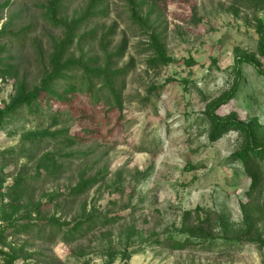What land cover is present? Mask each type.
Masks as SVG:
<instances>
[{
	"label": "rangeland",
	"instance_id": "obj_1",
	"mask_svg": "<svg viewBox=\"0 0 264 264\" xmlns=\"http://www.w3.org/2000/svg\"><path fill=\"white\" fill-rule=\"evenodd\" d=\"M6 1L0 10L3 71L8 74L0 81L1 107L19 88L38 84L66 26L75 21L66 57L99 55L101 35L115 24L111 46L123 37L128 41L120 66L133 60L117 136L105 137L107 128L96 111L88 122L46 101L21 109L0 131L5 189L14 192L15 181L23 182L18 190L40 204L6 238L4 250L18 254L16 264H264V251L253 243L220 238L246 230L241 206L248 202L249 180L236 158L240 136L230 130L210 142L205 117L207 106L232 87L237 54L255 56L264 67L255 33L264 8H253L250 0H100L92 12L105 16L82 20L91 0H63L54 17L50 0H0V5ZM154 2L152 11L162 15L158 31L175 61L150 70L136 48L144 49L147 29L134 15L141 18L139 12ZM93 31L95 36L87 38ZM187 60L195 65L187 67ZM165 81L152 95L149 86ZM233 114L240 122L257 124L264 138V77L248 65L241 67L235 99L217 111L219 117ZM109 118L113 125L115 115ZM66 130L70 136L80 130L92 133L69 147ZM29 135L35 137L31 148ZM47 152L60 154L61 170L50 173L39 167L38 159ZM82 175L96 176V183L73 199L69 191ZM255 200L264 205V183ZM185 212L193 219L197 214L221 216L226 235L217 233L218 239L203 243L178 234ZM89 217L94 224L85 222ZM168 238L190 243L172 250L165 245Z\"/></svg>",
	"mask_w": 264,
	"mask_h": 264
},
{
	"label": "trees",
	"instance_id": "obj_2",
	"mask_svg": "<svg viewBox=\"0 0 264 264\" xmlns=\"http://www.w3.org/2000/svg\"><path fill=\"white\" fill-rule=\"evenodd\" d=\"M63 0H50L51 14H56V8L60 6ZM252 7L264 8V0H250ZM100 0H91L87 11L81 17L82 20L88 16L99 14L105 16V12H92L96 4ZM9 2L0 5V10L8 6ZM155 2L149 6L147 12H139L135 14V18H139L145 28L146 45L144 49L137 46L138 52L146 56L145 66L150 70H157L174 63L165 49L163 43V33L158 31L161 12L152 11ZM102 11V10H100ZM1 21V18H0ZM78 21L66 26V35L64 39L56 46L55 50L48 57V68L44 71L43 77L37 85L31 89L21 87L17 90L13 99L9 100L3 107L0 106V131L8 123V121L18 114L21 109L36 106L37 103L46 101L49 105L55 107V110L68 109L78 116L81 120L93 118L95 111L100 113L101 123L107 129L105 134L107 138L117 136L121 133L122 113H123V91L125 87V77L131 71L132 59L129 63L120 66V62L125 57L128 49V41L123 37L115 46H111L113 36L116 34L115 24L106 28L101 35L97 47L99 55H86L78 58L66 57L65 51L72 41L73 31ZM257 35V54L264 58V21L259 20L255 27ZM96 34L93 31L86 35L92 39ZM4 35V27L0 30L1 36ZM85 37V36H84ZM6 48L0 43V81L8 74L3 70L4 59L3 54ZM234 77L230 90L220 98L210 103L205 111V117L209 124L208 139L210 142L219 140L228 131L236 132L241 140V146L236 154V158L241 162L244 173L249 180V190L247 193L248 202L241 206L243 220L246 230L234 234L232 237L221 236L224 240L231 242H247L253 243L259 250L264 251V205L254 204L257 196H261V190L264 183V138L260 136V127L254 123L240 122L235 115L227 117H219L217 111L229 104L235 99L241 83V67L242 65L250 66L259 76L264 77V67L255 56L237 54L234 57ZM187 67H192L195 63L192 60L184 61ZM167 82L159 85H150L149 91L152 95L161 91ZM107 107V108H106ZM106 108V109H105ZM115 115V122L109 125V115ZM80 135L74 134L70 136L69 130L64 132V141L69 147L75 146L80 141L86 139L87 134L91 131L80 130ZM31 139L29 146L33 144L34 136H27ZM69 155H72L70 153ZM60 154L57 152H47L41 156L37 163L40 168L46 169L50 173L57 172L62 169L63 164L58 162L57 158ZM23 182L15 181L13 184L14 192L8 191L4 187V179L0 172V259L3 264H16L18 254L14 250H4L6 238L10 235L12 228L17 227V223L21 217H27L32 211H37L40 204H32L30 199L26 198L24 191L18 190ZM96 183V176L86 178L85 175L78 180L77 184L70 189L69 197L77 199L85 195ZM4 191V192H3ZM255 197L252 198V195ZM254 199V200H253ZM190 212H185L178 234L186 235L191 240L201 242L213 241L217 238V233L226 235L227 223L219 215L211 218L207 215L201 218L196 215L193 219ZM85 222L94 224L95 219L89 217ZM106 222L102 220V225ZM260 229V232H258ZM187 239L185 242H177L167 239L165 245L172 250H184L189 244Z\"/></svg>",
	"mask_w": 264,
	"mask_h": 264
}]
</instances>
